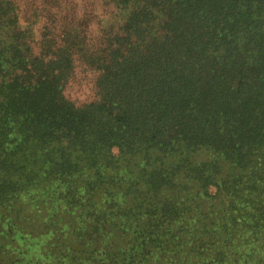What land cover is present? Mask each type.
Returning a JSON list of instances; mask_svg holds the SVG:
<instances>
[{
	"label": "trees",
	"instance_id": "1",
	"mask_svg": "<svg viewBox=\"0 0 264 264\" xmlns=\"http://www.w3.org/2000/svg\"><path fill=\"white\" fill-rule=\"evenodd\" d=\"M74 1L0 0V264H264V0Z\"/></svg>",
	"mask_w": 264,
	"mask_h": 264
},
{
	"label": "rangeland",
	"instance_id": "2",
	"mask_svg": "<svg viewBox=\"0 0 264 264\" xmlns=\"http://www.w3.org/2000/svg\"><path fill=\"white\" fill-rule=\"evenodd\" d=\"M91 2L94 1L75 0L74 4L76 5L75 8L78 14L79 12L82 13L85 9L90 16L96 14L92 17L89 32V39H93L94 43L99 39L101 31L104 30L108 22H112L117 19V12H110L108 7L104 9L100 0H95L93 7L90 6ZM85 4L86 7H84ZM95 75L96 74L92 70L86 68L82 64H78L65 86V95L76 104H82L90 101L94 97L93 80Z\"/></svg>",
	"mask_w": 264,
	"mask_h": 264
}]
</instances>
